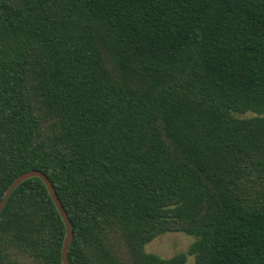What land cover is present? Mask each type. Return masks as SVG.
<instances>
[{
	"label": "trees",
	"instance_id": "1",
	"mask_svg": "<svg viewBox=\"0 0 264 264\" xmlns=\"http://www.w3.org/2000/svg\"><path fill=\"white\" fill-rule=\"evenodd\" d=\"M51 182L70 264H264V0H0V201ZM193 238L163 259L145 246ZM38 178L0 264H62Z\"/></svg>",
	"mask_w": 264,
	"mask_h": 264
},
{
	"label": "water",
	"instance_id": "2",
	"mask_svg": "<svg viewBox=\"0 0 264 264\" xmlns=\"http://www.w3.org/2000/svg\"><path fill=\"white\" fill-rule=\"evenodd\" d=\"M31 178H38L40 179L43 184L45 185L51 200L56 208V210L58 211L60 217L62 218L64 225H65V229H66V234L64 237V241H63V245H62V254H61V259H62V264H70L69 261L67 260V254H68V248L71 242V237H72V231H71V227H70V223L68 220V217L65 213V211L63 210V207L57 197V194L51 184V182L49 181V179L41 172L39 171H28L26 173L21 174L20 176H18L11 184L10 186L7 188V190L5 191V194L3 196V199L0 201V212L2 211V209L4 208L11 192L19 185L21 184L23 181L27 180V179H31Z\"/></svg>",
	"mask_w": 264,
	"mask_h": 264
},
{
	"label": "rangeland",
	"instance_id": "3",
	"mask_svg": "<svg viewBox=\"0 0 264 264\" xmlns=\"http://www.w3.org/2000/svg\"><path fill=\"white\" fill-rule=\"evenodd\" d=\"M192 242L191 236L182 233H166L147 244L145 251L163 259H169L176 254L186 252ZM185 264H194V258L188 256Z\"/></svg>",
	"mask_w": 264,
	"mask_h": 264
}]
</instances>
